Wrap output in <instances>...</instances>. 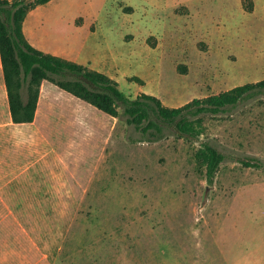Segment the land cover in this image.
Here are the masks:
<instances>
[{"label": "rangeland", "instance_id": "374dc122", "mask_svg": "<svg viewBox=\"0 0 264 264\" xmlns=\"http://www.w3.org/2000/svg\"><path fill=\"white\" fill-rule=\"evenodd\" d=\"M24 29L127 95L169 106L264 79V0H51ZM52 89L58 105L82 102L66 125L53 120L41 162L24 168L27 151L0 145V213H46L60 227V264H264V91L205 114L198 139L138 141L124 114ZM208 140L227 155L211 183L196 157Z\"/></svg>", "mask_w": 264, "mask_h": 264}, {"label": "trees", "instance_id": "16d2710c", "mask_svg": "<svg viewBox=\"0 0 264 264\" xmlns=\"http://www.w3.org/2000/svg\"><path fill=\"white\" fill-rule=\"evenodd\" d=\"M51 0H0V54L9 105L14 122L33 121L43 80L90 102L112 116L124 114L140 132L138 141H156L169 134L198 139L203 133L205 114H218L264 91V79L236 85L205 97H195L169 106L151 93L127 95L117 79L87 64L36 47L27 38L24 22L28 13ZM253 1L247 9H253ZM132 80L144 83L140 76ZM122 108V110H121ZM196 157L206 166L208 182L214 180L227 157L216 144L203 141ZM245 166H260L253 157H239Z\"/></svg>", "mask_w": 264, "mask_h": 264}, {"label": "crops", "instance_id": "0c3cea01", "mask_svg": "<svg viewBox=\"0 0 264 264\" xmlns=\"http://www.w3.org/2000/svg\"><path fill=\"white\" fill-rule=\"evenodd\" d=\"M52 84L43 80L34 120L14 122L0 54V145L3 144L6 153L27 151L28 160L24 168L41 162L52 153L57 128L53 120L61 118L62 124L66 125L69 122L67 118L74 115L72 106L75 108L82 102L76 101L68 107L56 104L52 97ZM59 92L67 96L68 102L73 99L64 91ZM45 215L0 213V264H60V227H51ZM45 225L50 229L46 231Z\"/></svg>", "mask_w": 264, "mask_h": 264}]
</instances>
